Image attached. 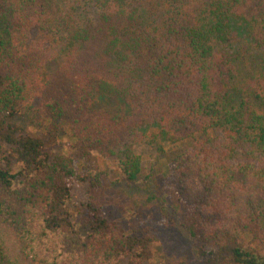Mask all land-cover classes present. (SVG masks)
Segmentation results:
<instances>
[{"label":"trees","instance_id":"obj_1","mask_svg":"<svg viewBox=\"0 0 264 264\" xmlns=\"http://www.w3.org/2000/svg\"><path fill=\"white\" fill-rule=\"evenodd\" d=\"M145 139L171 153L199 264H264V0H0V233L27 264L157 258L149 228L103 216L89 166L118 151L135 181ZM74 181L93 194L79 222ZM21 260L0 236V264Z\"/></svg>","mask_w":264,"mask_h":264},{"label":"rangeland","instance_id":"obj_2","mask_svg":"<svg viewBox=\"0 0 264 264\" xmlns=\"http://www.w3.org/2000/svg\"><path fill=\"white\" fill-rule=\"evenodd\" d=\"M112 106L114 102L110 101L107 107H102L111 109ZM146 139L133 148L141 159V172L135 181H128L114 169L116 162L113 159H116L118 151H115L114 155L108 151L99 153L97 156L103 157L96 160V165L89 162L91 169H94L90 171L91 175L96 171L100 173L97 179L99 188L95 196L101 205L103 216L128 231L149 228L150 232L157 236V258L145 264H199L203 259L198 256L194 241L182 233L176 221L180 217V210H174L173 207L174 183L168 176L169 168L166 165L171 153L159 152L154 144L149 145ZM75 147L74 140L63 135L58 139L53 151H64L77 160ZM170 149L173 150L172 147ZM106 155L110 156L107 158ZM189 187L193 191L198 188L195 181L189 183ZM71 193L74 220L79 222L81 216H84L83 207L93 194L89 192L87 181L71 182ZM0 234L7 252L14 258L22 259L21 264H27L12 231L2 227Z\"/></svg>","mask_w":264,"mask_h":264}]
</instances>
